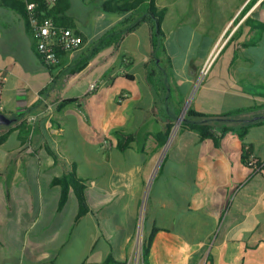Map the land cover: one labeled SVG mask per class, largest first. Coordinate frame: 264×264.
Masks as SVG:
<instances>
[{"label":"crops","instance_id":"crops-1","mask_svg":"<svg viewBox=\"0 0 264 264\" xmlns=\"http://www.w3.org/2000/svg\"><path fill=\"white\" fill-rule=\"evenodd\" d=\"M130 15L116 14L91 36L75 20L81 46L46 67L32 50L24 18L0 4V113L16 119L0 125V264L126 262L140 228L142 241L150 237L148 264H264V176L242 159L248 146L264 168V118L225 124L222 134L218 126L216 141L179 126L153 173L144 154L155 147L152 134L162 129L177 97L193 96L185 108L207 113L222 102L264 104V0H242L214 27L200 17L193 28L164 33L165 52L155 63L165 73L153 84L144 67L151 58L148 23L112 44H98ZM171 36L202 47L184 57L190 64L184 74L176 73ZM221 56L217 77L209 80ZM119 80L131 87L116 88L112 100L118 104L110 113L84 109L85 101ZM131 97L134 105L121 112ZM252 111L263 115L264 106ZM120 131L132 135L121 151H135L132 143L139 141L143 161L110 157L113 133ZM104 139L108 148L101 146ZM71 170L84 185L87 210L78 217L73 189L59 205L61 188L52 183ZM113 194L123 212H113L106 223L100 212ZM124 198L136 199L133 208ZM112 229L119 231L116 242Z\"/></svg>","mask_w":264,"mask_h":264},{"label":"rangeland","instance_id":"rangeland-1","mask_svg":"<svg viewBox=\"0 0 264 264\" xmlns=\"http://www.w3.org/2000/svg\"><path fill=\"white\" fill-rule=\"evenodd\" d=\"M70 1V7L68 10V13L71 15L73 19V23L76 20L78 24L77 27L81 28L85 35L91 36L92 31L101 30V27L105 24V21L112 20L113 17H115L116 14L112 13H104L100 10V2L101 0H69ZM242 0H154L155 6L157 9L165 7V14L162 19V25L161 28L164 31V33L167 35L168 33H172V30L178 31V27H181V29H185V26H188L189 28H193L194 25H196V21H193V19L202 18L204 22L202 24L204 26H217L221 23V19L223 17H226L230 15L231 11L239 4ZM146 8V4H142L136 11L132 13V16H137L140 14L144 9ZM103 13V16L98 18L97 15L99 13ZM121 26V25H120ZM123 26V25H122ZM143 29H139L137 31L138 34L142 33ZM173 36V34H171ZM173 36H171V40L169 43V47L172 50L176 51V73L178 75L184 74L185 69H190V64L188 61L183 62L184 57H192L193 55H197L201 53L202 47L200 45H189L183 46V38L181 44L177 42H173ZM195 37V34H194ZM165 44V43H164ZM186 50V51H185ZM222 60V56L219 58V60L215 63L213 66L208 79H215L218 74V66L220 64V61ZM99 70L96 69L93 74L98 72ZM204 77V76H203ZM202 80V79H201ZM122 80L116 81L112 89H107L95 96H93L92 101H85L84 102V109H94L96 112H103L104 115H107L110 113L118 104L115 98V102H113V92L118 89L120 84H124L121 82ZM128 88L131 87L130 84H124ZM196 86L192 88V90L195 89ZM191 92V91H190ZM191 95L185 97L182 99L181 97H177L174 102H172V109L170 111L169 117L173 118L176 117L175 120H173L172 127L170 130V133L166 140V145L170 141L171 137L175 134L176 129L180 126V121H178V116L181 115V112H184V108L188 106L193 99V96ZM195 104V102L193 103ZM240 103H233V102H222V103H216L214 107H212L211 111L212 113H223L226 111H229L233 108H236ZM253 104V103H252ZM134 105V98H127L123 103L120 105V111H130L131 107ZM183 110V111H182ZM256 110V109H255ZM258 114L260 111H257ZM254 117L253 111H245L240 115V119H250ZM134 119L133 117L129 118V121L132 122ZM134 132L139 133L137 126L135 124L132 125V128H130ZM155 134V133H154ZM152 134V136L154 135ZM139 136V134H138ZM111 137V135H109ZM183 134H178L179 141H182ZM121 138L119 134L113 133V140L114 145L113 149L110 153V157L114 160V162L117 161V163L123 162L127 164L139 163L143 161L144 156L141 152H136V148L138 145H140V142H134L132 143V146H134L135 151L125 150L121 151L117 147V141ZM154 139V136H153ZM107 140V139H104ZM103 140V141H104ZM102 141V142H103ZM108 141V140H107ZM154 142L156 144V141L154 139ZM128 145V144H127ZM165 145V144H164ZM164 145L162 147H157L155 145L154 148L149 149L145 151V155L147 156V160L151 159V173L154 172V167L158 164V161L163 157V153L165 150ZM171 156L174 155L175 151L174 149L171 150ZM172 158V157H170ZM120 160V161H118ZM113 166L116 167L117 164L113 163ZM148 168V166H147ZM151 187V183H150ZM149 187V188H150ZM118 196L115 194L110 197V199L107 200L106 204L102 208L100 214L101 217L105 220L106 223H108L109 218L113 212H123L122 209V203L121 199H119ZM127 201L130 199L124 198ZM136 202V199L129 201V206L133 208L134 204ZM118 230L112 229V236L113 240L115 241V237L118 234ZM138 240L135 248L141 246V228L138 231ZM116 242V241H115ZM117 251L116 243L113 244V253ZM142 264V262L140 263Z\"/></svg>","mask_w":264,"mask_h":264},{"label":"trees","instance_id":"trees-1","mask_svg":"<svg viewBox=\"0 0 264 264\" xmlns=\"http://www.w3.org/2000/svg\"><path fill=\"white\" fill-rule=\"evenodd\" d=\"M0 4L3 7L13 10L22 17H24V9L23 4L21 2L16 0H1ZM142 4H146V8L140 14L133 17L132 13L136 11ZM69 7V0H56L53 6L43 8V12L46 16L51 17V19L56 24L74 29L73 19L68 13ZM99 7L100 10L104 13H112L118 15L124 13H131L128 18L124 19L121 22V28H118L117 30H111L100 38V41L98 43L99 46L112 44L113 42L118 41L125 34L135 30L139 25L144 22L149 24L151 58L148 63L144 64V67L147 70L146 78L152 84V78L156 77L159 80L162 79V74L165 73L163 70L164 68H159V64H156L155 61L159 58L162 53L165 52L164 32L161 28V22L165 14V7L157 9L154 0H101ZM32 50L40 60V57L35 49L34 43L32 46ZM152 64H155V67L149 68V65ZM262 96L264 97V93L262 94ZM263 106L264 104L249 107H240L219 114L196 111L188 107L185 111L183 120L180 122V126H185L195 131L200 138H211L216 141L217 138L215 134L218 130V126L221 127L220 133L222 134L226 130L225 124H231L232 122L236 121H245V119H240V115L243 112L255 110L256 108ZM262 118L264 117H259L253 121H259ZM175 119L176 117L171 118L169 117V115H167L164 118L165 123L162 129L153 135L158 148L162 147L165 144L172 127L171 122H173V120ZM116 134H119L121 136V138H119L117 142V147L120 150H123L124 147L129 144V142L132 140V135L129 133H123L121 131L117 132ZM242 159L245 163V153L242 156ZM52 183L55 185H59L61 188L59 205H62L64 203L67 196L68 188L71 187L78 202L79 209L77 217L83 215L86 212L87 206L84 199V185L81 179L77 177L74 170L67 172L61 177L54 178L52 180ZM149 252L150 237L147 241L143 240L141 244L143 264H148ZM107 262L113 261L109 259Z\"/></svg>","mask_w":264,"mask_h":264},{"label":"built area","instance_id":"built-area-1","mask_svg":"<svg viewBox=\"0 0 264 264\" xmlns=\"http://www.w3.org/2000/svg\"><path fill=\"white\" fill-rule=\"evenodd\" d=\"M23 4L24 21L34 42L35 49L43 65L53 67L59 64L61 53L77 50L82 44V37L70 27L56 24L51 17L43 12V8L51 7L56 0H16ZM95 84H90L93 89ZM102 148H108L110 143L104 140ZM245 165L264 176V168L248 146L244 147ZM142 262L141 246L135 248L131 259L126 262H107L105 264H140Z\"/></svg>","mask_w":264,"mask_h":264},{"label":"water","instance_id":"water-1","mask_svg":"<svg viewBox=\"0 0 264 264\" xmlns=\"http://www.w3.org/2000/svg\"><path fill=\"white\" fill-rule=\"evenodd\" d=\"M185 111H186V108L184 109V112H181L182 114L178 116V121H182L183 118H184V114H185ZM259 117H264V114L263 115H260V116H255V117H252L250 119H245V121H253ZM16 119L15 118H9L7 117L5 114L3 113H0V125H9L10 123L14 122ZM166 146V143L164 145V147Z\"/></svg>","mask_w":264,"mask_h":264}]
</instances>
